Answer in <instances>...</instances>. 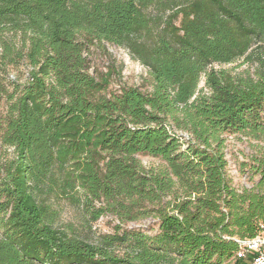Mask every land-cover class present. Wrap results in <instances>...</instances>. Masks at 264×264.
I'll use <instances>...</instances> for the list:
<instances>
[{
	"label": "trees",
	"instance_id": "16d2710c",
	"mask_svg": "<svg viewBox=\"0 0 264 264\" xmlns=\"http://www.w3.org/2000/svg\"><path fill=\"white\" fill-rule=\"evenodd\" d=\"M104 42L151 91L89 72ZM0 48L30 65L0 121V264H234L264 236V0H0ZM225 135L258 142L251 188L232 184ZM148 218L155 233L126 226Z\"/></svg>",
	"mask_w": 264,
	"mask_h": 264
},
{
	"label": "rangeland",
	"instance_id": "374dc122",
	"mask_svg": "<svg viewBox=\"0 0 264 264\" xmlns=\"http://www.w3.org/2000/svg\"><path fill=\"white\" fill-rule=\"evenodd\" d=\"M20 45V44H19ZM89 61V72L97 76L101 72H106L109 65L113 64L117 68L123 67L121 79H113L109 91H117L121 84L139 87L143 91L152 90V77L149 69L139 61L132 58L128 50L116 45L104 42L103 45L92 44L87 50ZM216 67H219L216 65ZM235 72H243L249 68L248 62L244 59L226 66ZM253 71V68H251ZM30 65L27 61L21 60L16 64H6L2 59V49L0 48V121L7 112V98L13 91L14 84H23L28 77ZM204 82H201V86ZM185 136L186 133H183ZM225 152L228 159V174L232 180V184L238 190L251 188L257 181L250 171L248 163L250 155L256 150L254 145L257 141H250L247 137L241 135H225ZM14 148L8 147L1 142L0 139V164L13 157ZM142 163L147 167H153L160 164L161 160L150 155L139 156ZM73 211L71 208H65V217L71 218ZM117 223L111 215L102 217L94 226V229L102 232H110ZM127 227H140L149 233H155L158 230L157 220L148 218L138 222H129Z\"/></svg>",
	"mask_w": 264,
	"mask_h": 264
},
{
	"label": "built area",
	"instance_id": "2783aa9c",
	"mask_svg": "<svg viewBox=\"0 0 264 264\" xmlns=\"http://www.w3.org/2000/svg\"><path fill=\"white\" fill-rule=\"evenodd\" d=\"M233 263L264 264V236L258 235L254 238L241 241Z\"/></svg>",
	"mask_w": 264,
	"mask_h": 264
}]
</instances>
